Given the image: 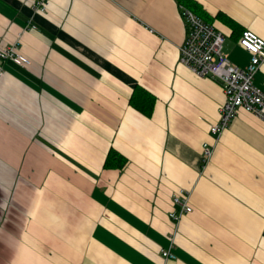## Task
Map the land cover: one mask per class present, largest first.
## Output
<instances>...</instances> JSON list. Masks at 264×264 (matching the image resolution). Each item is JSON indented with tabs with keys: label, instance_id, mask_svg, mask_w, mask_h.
<instances>
[{
	"label": "crops",
	"instance_id": "crops-1",
	"mask_svg": "<svg viewBox=\"0 0 264 264\" xmlns=\"http://www.w3.org/2000/svg\"><path fill=\"white\" fill-rule=\"evenodd\" d=\"M34 1L0 0V48L30 63H0V264H264V122L239 110L211 135L224 93L179 63L185 7ZM188 4L245 67L237 42L264 40V0ZM254 85L264 92V63ZM136 86L150 116L129 104ZM111 149L122 168L104 167ZM179 190L192 212L174 230Z\"/></svg>",
	"mask_w": 264,
	"mask_h": 264
},
{
	"label": "built area",
	"instance_id": "built-area-1",
	"mask_svg": "<svg viewBox=\"0 0 264 264\" xmlns=\"http://www.w3.org/2000/svg\"><path fill=\"white\" fill-rule=\"evenodd\" d=\"M48 2L49 0H35L33 10L36 13H45ZM181 15L186 35L179 47V63L199 78L217 81L223 89L224 102L218 111L219 120L210 127L211 135L217 139L228 128L239 110L264 122V92L254 85V76L264 63V40L247 30L241 33L237 44L250 55L249 63L242 68L231 63L224 54L225 36L220 31L189 9L182 8ZM6 61L18 66L30 64L16 45L0 48V63ZM2 73L0 66V75ZM213 150L212 144H203V164L209 161ZM172 203L175 208L168 216L176 230L181 218L192 212L190 193L186 190L177 191L172 197ZM160 254L164 259L173 258L169 249H161Z\"/></svg>",
	"mask_w": 264,
	"mask_h": 264
},
{
	"label": "trees",
	"instance_id": "trees-1",
	"mask_svg": "<svg viewBox=\"0 0 264 264\" xmlns=\"http://www.w3.org/2000/svg\"><path fill=\"white\" fill-rule=\"evenodd\" d=\"M178 4L182 7H185L189 10L193 11L190 3V0H177ZM242 33V32H241ZM155 103L154 96L149 93L146 89L141 86H136L129 99V104L131 107L135 108L136 110L142 112L146 116H150L152 113V109ZM126 163V160L121 157L117 152L111 149L106 157L104 167L105 168H112V167H119L122 168Z\"/></svg>",
	"mask_w": 264,
	"mask_h": 264
}]
</instances>
